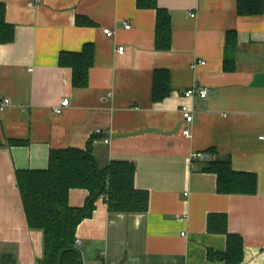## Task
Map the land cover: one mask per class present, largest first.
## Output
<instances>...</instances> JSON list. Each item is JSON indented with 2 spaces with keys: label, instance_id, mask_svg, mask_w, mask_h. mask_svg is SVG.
<instances>
[{
  "label": "crops",
  "instance_id": "1",
  "mask_svg": "<svg viewBox=\"0 0 264 264\" xmlns=\"http://www.w3.org/2000/svg\"><path fill=\"white\" fill-rule=\"evenodd\" d=\"M30 1L0 0L15 32L0 43V101L10 99L0 108V264L3 255L39 264L45 254L43 232L28 224L17 170L49 167L52 149L85 148L97 129L99 166L133 162L135 186L151 200L146 212L119 213L101 197L77 227L82 264H224L208 257L227 248V235L209 230L214 213L226 214L228 232L243 239L239 264H264V12L240 15L237 0H158L173 26L171 47L159 49L158 11L137 0ZM230 30L231 71L224 68ZM85 43L94 44V63L80 88L59 56ZM158 69L170 72L171 94L154 102ZM195 84L208 95L186 96ZM65 97L69 105L57 112ZM185 103L195 114L190 138L183 135ZM226 156L234 170L257 175L256 193L218 192L217 174L203 168ZM88 195L72 188L69 203L83 206Z\"/></svg>",
  "mask_w": 264,
  "mask_h": 264
},
{
  "label": "trees",
  "instance_id": "2",
  "mask_svg": "<svg viewBox=\"0 0 264 264\" xmlns=\"http://www.w3.org/2000/svg\"><path fill=\"white\" fill-rule=\"evenodd\" d=\"M139 8H154L156 19V47L169 49L172 45L171 15L158 6V0H137ZM240 15H259L264 12V0H237ZM6 7L0 2V43L14 39V26L5 20ZM80 22V21H79ZM236 34L227 33L224 68H235ZM95 47L85 43L81 51H63L59 64L72 69V83L75 87L89 85V72L94 63ZM170 72L158 69L154 72L152 98L154 102L164 100L171 94ZM93 135L85 148H54L49 155V167L43 169L17 170V184L22 194L23 205L29 226L43 232L44 255L39 264H82V254L76 243L77 227L93 215L96 202L102 197L112 212L143 213L149 208L150 195L135 185L136 166L127 160H113L107 166H99L94 153L93 142L100 138ZM23 143L22 140H13ZM0 145L2 142L0 140ZM208 152L215 153L214 148ZM205 171L217 174L219 193L254 194L257 192L258 177L255 173L239 172L233 169L230 156L208 160ZM72 188L89 191L83 206H71L69 193ZM209 230L227 235L224 251L209 250L212 261L224 264H239L243 260V239L241 235L228 232L226 214L209 215ZM12 256L3 255L1 264H13Z\"/></svg>",
  "mask_w": 264,
  "mask_h": 264
},
{
  "label": "built area",
  "instance_id": "3",
  "mask_svg": "<svg viewBox=\"0 0 264 264\" xmlns=\"http://www.w3.org/2000/svg\"><path fill=\"white\" fill-rule=\"evenodd\" d=\"M38 0H31L29 3L31 6L35 5L37 3ZM192 16L195 15V13L191 14ZM130 25H126V28H129ZM104 33L107 36H113L114 34V30L111 28H104ZM119 53H123L124 51V46H120L119 47ZM202 64L205 63V61H201ZM184 94L188 97H192V96H200V97H206L208 95V89L207 87H203L201 85L195 84L194 86H192L191 88H189L188 90H186L184 92ZM10 102L9 98H5L4 100L0 101V108L4 109L5 106ZM70 103L69 98H63L61 103L55 108V110L57 112H61L63 110L64 107L68 106ZM181 112L183 114V120L185 122V127L183 129V135L186 137H192V124L194 123L195 120V114H194V109L192 107H190L189 105H187L186 103L184 105H182L181 107ZM102 130L101 129H97L96 134H101ZM261 139H264V134L260 136ZM105 142H110L109 138H105L104 139ZM203 157V153L201 152H194L193 153V158H201ZM185 216H183L184 218ZM182 235H185V232H182ZM79 240L76 241V243L78 244ZM212 264H220V263H212Z\"/></svg>",
  "mask_w": 264,
  "mask_h": 264
}]
</instances>
